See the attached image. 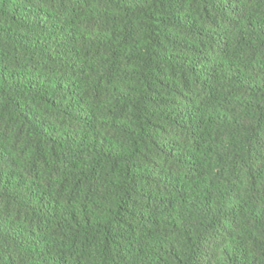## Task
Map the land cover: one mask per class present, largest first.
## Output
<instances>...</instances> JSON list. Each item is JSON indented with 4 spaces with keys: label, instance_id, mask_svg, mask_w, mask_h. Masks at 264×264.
I'll return each instance as SVG.
<instances>
[{
    "label": "trees",
    "instance_id": "obj_1",
    "mask_svg": "<svg viewBox=\"0 0 264 264\" xmlns=\"http://www.w3.org/2000/svg\"><path fill=\"white\" fill-rule=\"evenodd\" d=\"M0 264H264V0H0Z\"/></svg>",
    "mask_w": 264,
    "mask_h": 264
}]
</instances>
